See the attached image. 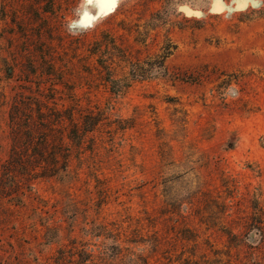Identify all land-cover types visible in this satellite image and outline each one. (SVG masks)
I'll return each instance as SVG.
<instances>
[{
	"label": "rangeland",
	"instance_id": "1",
	"mask_svg": "<svg viewBox=\"0 0 264 264\" xmlns=\"http://www.w3.org/2000/svg\"><path fill=\"white\" fill-rule=\"evenodd\" d=\"M221 3L0 0V264H264V0Z\"/></svg>",
	"mask_w": 264,
	"mask_h": 264
},
{
	"label": "snow or ice",
	"instance_id": "2",
	"mask_svg": "<svg viewBox=\"0 0 264 264\" xmlns=\"http://www.w3.org/2000/svg\"><path fill=\"white\" fill-rule=\"evenodd\" d=\"M235 3L243 7L247 0H235ZM89 4H95L98 7L100 15H105L109 12H111L116 4V0H89ZM217 11L223 10V5L221 3V0H217ZM98 17L95 14H87L85 13L84 19L81 21L80 27L86 28L91 26L93 21L97 19Z\"/></svg>",
	"mask_w": 264,
	"mask_h": 264
},
{
	"label": "clouds",
	"instance_id": "3",
	"mask_svg": "<svg viewBox=\"0 0 264 264\" xmlns=\"http://www.w3.org/2000/svg\"><path fill=\"white\" fill-rule=\"evenodd\" d=\"M197 6L204 7L205 5L203 4V2H199Z\"/></svg>",
	"mask_w": 264,
	"mask_h": 264
}]
</instances>
